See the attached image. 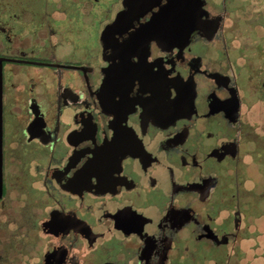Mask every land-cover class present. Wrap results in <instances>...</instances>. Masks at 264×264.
<instances>
[{"label": "flooded vegetation", "instance_id": "obj_1", "mask_svg": "<svg viewBox=\"0 0 264 264\" xmlns=\"http://www.w3.org/2000/svg\"><path fill=\"white\" fill-rule=\"evenodd\" d=\"M168 1L114 27L126 0H0V264L238 259L264 0H188L187 43L163 45L142 27Z\"/></svg>", "mask_w": 264, "mask_h": 264}, {"label": "water", "instance_id": "obj_2", "mask_svg": "<svg viewBox=\"0 0 264 264\" xmlns=\"http://www.w3.org/2000/svg\"><path fill=\"white\" fill-rule=\"evenodd\" d=\"M159 0H126L128 9L119 15L114 27L124 22H133L147 9L157 5ZM188 0H169L144 25L143 31L150 33L163 45L187 43L189 37ZM111 26L110 28H112Z\"/></svg>", "mask_w": 264, "mask_h": 264}, {"label": "rangeland", "instance_id": "obj_3", "mask_svg": "<svg viewBox=\"0 0 264 264\" xmlns=\"http://www.w3.org/2000/svg\"><path fill=\"white\" fill-rule=\"evenodd\" d=\"M256 177L260 191L264 185V166L254 165ZM262 168L257 174V169ZM235 254L237 260H233L231 264H264V200L260 202V209L255 213L252 222L251 233L242 243V249L236 248Z\"/></svg>", "mask_w": 264, "mask_h": 264}]
</instances>
